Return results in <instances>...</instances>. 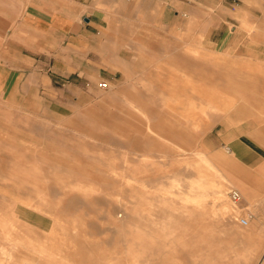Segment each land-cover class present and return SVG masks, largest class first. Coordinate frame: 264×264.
Returning a JSON list of instances; mask_svg holds the SVG:
<instances>
[{
    "label": "rangeland",
    "instance_id": "obj_1",
    "mask_svg": "<svg viewBox=\"0 0 264 264\" xmlns=\"http://www.w3.org/2000/svg\"><path fill=\"white\" fill-rule=\"evenodd\" d=\"M170 1L0 0V264H264V0Z\"/></svg>",
    "mask_w": 264,
    "mask_h": 264
},
{
    "label": "crops",
    "instance_id": "obj_2",
    "mask_svg": "<svg viewBox=\"0 0 264 264\" xmlns=\"http://www.w3.org/2000/svg\"><path fill=\"white\" fill-rule=\"evenodd\" d=\"M179 3H181L180 5H182V3H184V2H182V1H179V0H171L170 1V4H172V5H175V6H178L179 5ZM94 12H95V10H94ZM90 13H92V12H90ZM53 14H56V13H52V18H51V24H52V26H50V30H49V32H50V34L55 30V32H56V30H59L60 29V26L58 27V23H59V21H61L62 22V24L63 25H65L64 26V28H68L67 26H66V24H68V23H70V22H72V21H74L75 19H72V18H70L69 16H66V15H61V16H56L57 17V19H58V23L57 22H55V21H53V17H54V15ZM176 14H178L177 13V11H174V15H176ZM56 15H58V14H56ZM7 20H8V22H9V24H10V22H11V20H10V14L8 13V16L7 15H2V17H1V21L5 24L6 22H7ZM86 20H88V18H86ZM23 20H21V22H22ZM25 21H26V18H25ZM20 22V23H21ZM55 23V25H53ZM26 25H27V22L25 23ZM57 24V25H56ZM62 25V26H63ZM73 25V24H72ZM71 25V27H70V29H72V26ZM36 30H38V32H37V35L40 37V36H43V33H45L46 34V32H44V29H43V24H42V27H36L35 28ZM65 29V30H66ZM8 32H10V29L8 30ZM20 33H21V30H20ZM25 33H27L26 31H24V34ZM180 36L181 35H183V33H181V32H179L178 33ZM9 35V34H8ZM24 44L26 45V42H24ZM23 44V45H24ZM18 45L19 46H21V42H19L18 43ZM24 45V47L25 48H22V49H19V51H22L23 49H26V46ZM41 48V47H40ZM39 48V49H40ZM179 52H181L182 50H178ZM18 61V60H17ZM23 63H25V60H23ZM18 66H21V65H18ZM10 67V66H9ZM227 102H229V99L227 98ZM228 107H229V105H228ZM225 110H228V109H225ZM223 113V112H222ZM223 114H225V113H223ZM260 135H261V133H260ZM264 136V135H263ZM263 136H256L257 138H260V137H263ZM244 148V155L245 156H247V157H249V159L252 157V158H255V159H257L258 161H257V164H264V142H262V141H258V143H256V142H250V143H247L246 142V144L243 146ZM199 154V157L201 158V160H202V162L208 167V169L209 170H211L213 173H215V175H217L218 177H220V178H222V179H225V180H227L226 179V177L223 175V174H221L219 171H218V169L212 164V162L210 161V160H208L205 156H203L202 154H200V153H198ZM254 162V163H253ZM256 165V163H255V161H252V163L250 162L249 163V167H254ZM239 178V177H238ZM244 178V180L245 179H247V177L246 176H244L243 177ZM249 179H251V177L249 178ZM202 182H204L203 181V179L202 178H199V183H198V187L199 188H201V189H203V187H202ZM229 183H231V182H229ZM237 185H236V190L235 191H237L238 193H239V195L241 196V194H243V195H246V196H252V195H254L253 193H252V191H251V189L250 188H248L247 186H245V185H239L238 183H236ZM203 191H206V189L204 190L203 189ZM231 191H233V190H231ZM230 191V192H231ZM220 192V193H219ZM216 193H219V194H216ZM241 193V194H240ZM212 196H213V199H214V197H216V196H221V198H222V191H219V190H216V189H214L213 190V192H212ZM231 200V199H230ZM232 201V200H231ZM230 208L228 207V205H225V206H223L222 207V209H221V212L222 213H224V216H226L225 215V213L226 212H230V210H232V214H233V212L235 213V218H238V219H240V220H238V222H240L241 224H244L243 223V220H246V224H244V225H248V226H250L249 224L251 223V219H252V216H250V215H248L247 217H243V218H239V215H238V212H240L239 210H238V207H237V205H236V203H230ZM250 206H251V208H254L255 207V203L253 202L252 204H250ZM128 214V213H127ZM127 214L125 213L124 214V216H120V218H121V220L119 221V222H116V223H122V222H124V220H125V217H127ZM124 217V218H123ZM173 224V223H172ZM172 224H170L169 226H167V229H170V230H172L171 228H179V229H181L182 228V230L183 229H187L188 228V224H186V222H184V224L181 222V221H179V224L178 225H175V227H174V225H172ZM175 224V223H174ZM184 227V228H183ZM199 227H201L202 228V231L200 230V233H199V236L201 237V240L202 241H205V238L206 237H204L203 236V227L201 226V225H199ZM175 231V230H174ZM172 232H173V230H172ZM168 236L170 237V236H172V233L171 232H169L168 233ZM181 243V242H180ZM182 244V243H181ZM180 244V245H181ZM169 250L167 251V255H171L172 253H173V251H172V249H173V245H172V242H170V244H169ZM186 251L188 252V249H187V247H186ZM166 255V256H167ZM167 257V262L169 263V264H171L172 262L170 261L171 259H170V257ZM170 261V262H169ZM201 262H202V258H201V260H200V264H201Z\"/></svg>",
    "mask_w": 264,
    "mask_h": 264
},
{
    "label": "built area",
    "instance_id": "obj_3",
    "mask_svg": "<svg viewBox=\"0 0 264 264\" xmlns=\"http://www.w3.org/2000/svg\"><path fill=\"white\" fill-rule=\"evenodd\" d=\"M100 87L106 88L107 84L106 83H101ZM230 197H231V200L234 203H236V204L240 203V201H241V196L239 195V193L237 191H231L230 192ZM243 223L246 224V220H243Z\"/></svg>",
    "mask_w": 264,
    "mask_h": 264
},
{
    "label": "bare ground",
    "instance_id": "obj_4",
    "mask_svg": "<svg viewBox=\"0 0 264 264\" xmlns=\"http://www.w3.org/2000/svg\"><path fill=\"white\" fill-rule=\"evenodd\" d=\"M233 191H235V190H233ZM233 202V201H232ZM234 203V202H233Z\"/></svg>",
    "mask_w": 264,
    "mask_h": 264
}]
</instances>
